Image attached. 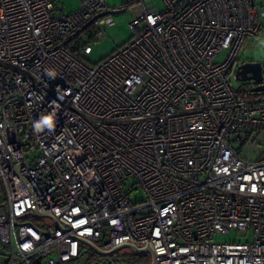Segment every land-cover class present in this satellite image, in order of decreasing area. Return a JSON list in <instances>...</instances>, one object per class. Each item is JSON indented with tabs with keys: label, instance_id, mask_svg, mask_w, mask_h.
<instances>
[{
	"label": "built area",
	"instance_id": "obj_1",
	"mask_svg": "<svg viewBox=\"0 0 264 264\" xmlns=\"http://www.w3.org/2000/svg\"><path fill=\"white\" fill-rule=\"evenodd\" d=\"M106 1L0 0V264H126L80 260V238L148 245L156 264H264V92L231 84L264 0H124L131 37L89 64ZM233 230L252 239L214 241Z\"/></svg>",
	"mask_w": 264,
	"mask_h": 264
},
{
	"label": "rangeland",
	"instance_id": "obj_2",
	"mask_svg": "<svg viewBox=\"0 0 264 264\" xmlns=\"http://www.w3.org/2000/svg\"><path fill=\"white\" fill-rule=\"evenodd\" d=\"M60 5H62L63 10L67 12L76 11L79 9L80 0H57ZM124 0H107L105 4L108 7L114 8V10L124 9L123 12L116 14H109L113 18V23L110 26L105 27L104 38L96 40L92 43V50L89 52L87 57V63L95 64L109 55L112 51H114L117 47L125 43L132 35V30L128 27L129 22L132 19V13H134V5L124 6L122 5ZM154 7L162 9L163 2L161 0H151ZM259 37H248L244 40L243 44L240 46L241 49L237 56V62L235 63L236 69L237 65L244 62H259L262 67V74H264V33H260ZM225 50H221L215 60H220L224 57ZM233 70V71H234ZM235 72V71H234ZM231 84L233 89L238 93V96L242 98H246L245 92L251 88L250 81H239L233 78V74H231ZM250 92V91H249ZM259 147L254 149V152L249 149H243L244 156H247L251 159L256 157L257 151H259ZM143 193L141 189H136L131 193V197L133 202H140L143 199ZM215 242H247L252 239L251 231H230L228 233H216L213 237ZM117 254L121 257L125 262L129 257L133 256V252L131 249L124 247L117 251ZM99 254L92 249H86L82 251L80 255V260L86 261L89 257L96 258ZM137 264H145L143 262H138Z\"/></svg>",
	"mask_w": 264,
	"mask_h": 264
},
{
	"label": "water",
	"instance_id": "obj_3",
	"mask_svg": "<svg viewBox=\"0 0 264 264\" xmlns=\"http://www.w3.org/2000/svg\"><path fill=\"white\" fill-rule=\"evenodd\" d=\"M120 12H123V10L122 9H119V10H114V9L106 10L104 12H101V13L97 14V15H94V17L89 22H87V24H89L93 19H96V18H98L100 16H103V15H106V14H116V13H120ZM79 31H80V29L73 34V37L75 35H77V33ZM261 69H262V67H261V64L259 62H244V63H241L240 65L238 64L236 69L234 70L235 71V78H236V80H239V81H248V82L250 81V83L256 84V85H254V87L251 88V92H253V93L264 92V83L261 82L262 78H264V76H262V70ZM33 214L34 215H38L39 213H37L34 210ZM41 215H43V214H39V216H41ZM46 216H48L51 219H53L50 215H46ZM80 241L83 244L87 245L88 248L93 249L98 254L117 252L119 249L127 247V248L131 249V251L133 253H137V254L138 253H145V254H148L149 258H150V264H156L155 258H154V256H155L154 252H153L152 248L150 246H148V245L139 247V246H137V245H135L133 243L124 242L122 244L114 246V248H112L111 250L104 252L101 249L97 248V246L95 244H93L92 242L88 241L87 239L80 238Z\"/></svg>",
	"mask_w": 264,
	"mask_h": 264
},
{
	"label": "trees",
	"instance_id": "obj_4",
	"mask_svg": "<svg viewBox=\"0 0 264 264\" xmlns=\"http://www.w3.org/2000/svg\"><path fill=\"white\" fill-rule=\"evenodd\" d=\"M257 93L247 92L244 95L246 97L255 96ZM138 262H143L145 264H150V258L148 254L145 253H134L132 257H129L126 261V264H137Z\"/></svg>",
	"mask_w": 264,
	"mask_h": 264
}]
</instances>
